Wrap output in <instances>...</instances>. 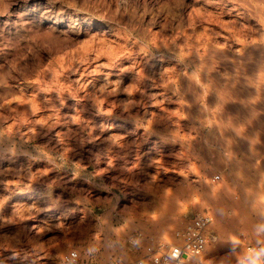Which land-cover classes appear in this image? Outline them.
I'll list each match as a JSON object with an SVG mask.
<instances>
[{
    "label": "rangeland",
    "instance_id": "obj_1",
    "mask_svg": "<svg viewBox=\"0 0 264 264\" xmlns=\"http://www.w3.org/2000/svg\"><path fill=\"white\" fill-rule=\"evenodd\" d=\"M191 1L0 0V264H68L71 252L74 264L133 263L150 246L178 243L176 234L203 214L212 218L211 263L264 264V223L242 199V192L255 196V207L264 195V0ZM194 11L199 24L185 21ZM54 20L88 37L60 41L47 25ZM206 33L224 57L209 82L212 101L196 97L188 111L179 96L158 95L154 86L178 72L188 78L194 67L184 71L156 42L185 44ZM113 68L112 77L100 76ZM112 119L124 124L123 140L110 130Z\"/></svg>",
    "mask_w": 264,
    "mask_h": 264
},
{
    "label": "bare ground",
    "instance_id": "obj_2",
    "mask_svg": "<svg viewBox=\"0 0 264 264\" xmlns=\"http://www.w3.org/2000/svg\"><path fill=\"white\" fill-rule=\"evenodd\" d=\"M193 1V2H192ZM191 2L194 4V3H196V2H198V1H200V0H192ZM210 1V0H209ZM220 1V0H219ZM219 1H217L218 3H219ZM185 2V1H184ZM187 2V1H186ZM190 2V1H189ZM208 2V1H207ZM206 3V2H205ZM204 3V4H205ZM217 3V4H218ZM184 4H186V3H184ZM188 4V3H187ZM207 4V3H206ZM205 4V5H206ZM211 4V3H210ZM2 5V4H1ZM189 5V4H188ZM208 5H209V3H208ZM215 5V4H214ZM237 5V4H236ZM204 6V5H203ZM213 6V5H212ZM235 6V5H234ZM234 6H232V8L234 7ZM249 6V5H248ZM1 7V6H0ZM199 7V6H198ZM211 7V6H210ZM250 7V6H249ZM200 8V7H199ZM203 8V7H202ZM215 8V7H214ZM220 8V7H219ZM229 8H231V7H229ZM236 8V6L234 7V9ZM238 8V7H237ZM217 9V8H216ZM224 9V8H223ZM222 9V10H223ZM183 10V9H182ZM201 10V9H200ZM206 11L208 10V9H205ZM221 10V9H220ZM220 10H219V14H222V13H220ZM204 11V10H203ZM211 11V10H210ZM226 11H228V10H226ZM235 11H236V9H235ZM238 11V10H237ZM243 11V10H242ZM118 12V11H117ZM215 12V11H214ZM222 12H224V11H222ZM228 12H231V10L230 11H228ZM246 12V11H245ZM244 11L242 12V13H245ZM205 13V12H204ZM211 13V12H210ZM210 13H209V15H210ZM217 13V14H218ZM226 13V12H225ZM238 13L239 12H237V15H238ZM242 13H241V16H243L242 15ZM41 14V13H40ZM121 14V13H120ZM232 14V13H231ZM236 14V13H235ZM235 14H233V18H234V15ZM38 15V14H37ZM47 15V14H46ZM223 15H225V14H223ZM230 15V14H229ZM40 16V15H39ZM212 16V15H211ZM211 16H209V17H211ZM219 16H221V15H219ZM149 17V16H148ZM181 17V16H180ZM204 17H206V16H204ZM209 17H206L207 19H205V20H208V22L209 21H212L211 19L209 20L208 18ZM238 17V16H237ZM40 18V17H39ZM43 18V17H42ZM54 18H56V17H54ZM166 18V17H165ZM176 18V17H175ZM185 18V17H184ZM239 18H241V17H239ZM238 18V19H239ZM243 18H246V17H243ZM65 19V18H64ZM150 19V18H149ZM167 19H169V18H167ZM180 19V18H179ZM213 19V18H212ZM242 19V18H241ZM240 19V20H241ZM43 20H44V18H43ZM147 20V19H146ZM201 20H203V16L198 12V11H194V12H192V13H190V14H188V16L186 17V19H185V21L187 22V23H190V24H193L194 22H196V21H198V24H199V21H201ZM236 20V19H235ZM150 21V20H149ZM95 22H97V21H95ZM99 22V21H98ZM146 22V21H145ZM160 22V21H159ZM164 22V21H163ZM167 22V21H166ZM173 22V21H172ZM204 22V21H203ZM240 22V21H239ZM239 22H236V23H238L239 24ZM247 22V21H246ZM46 23V22H45ZM122 23V22H121ZM168 23V22H167ZM200 23H202V22H200ZM211 23V22H210ZM242 22H240V24H241ZM98 24V23H97ZM159 24V23H158ZM172 24V23H171ZM203 24V23H202ZM209 24V23H208ZM239 24V25H240ZM244 24H246V23H244ZM256 24V23H255ZM48 26H49V29H50V32H51V34L52 35H54L56 38H58L60 41H63V42H67V43H69L70 45H73V44H78V43H81V40H82V38H84V37H86L87 35H88V31L85 29V30H73L72 29V27L71 26H64V25H62V21H57V20H54V21H51V22H49V24H47ZM161 25V24H160ZM167 25V24H166ZM249 25H251V24H249ZM99 26V25H98ZM121 26V25H120ZM204 26V25H203ZM203 26H201L202 28H203ZM242 26H243V24H242ZM245 26V25H244ZM80 27V26H79ZM83 27V26H82ZM93 27V26H92ZM102 27V26H101ZM255 27H256V25H255ZM259 27V26H258ZM77 28V27H76ZM187 28H188V25H187ZM97 29V28H96ZM137 29V28H136ZM186 29V28H185ZM261 29V28H260ZM260 29H259V31H260ZM119 31V30H118ZM117 31V32H118ZM258 31V30H257ZM107 32V31H106ZM113 32V31H112ZM116 32V31H115ZM206 32H207V30H206ZM261 32H263V31H261ZM122 33V32H121ZM191 33V32H190ZM195 33V32H194ZM117 34V33H116ZM203 34H204V32H203ZM207 34V33H206ZM259 34V33H258ZM46 35V34H45ZM132 35V34H131ZM208 36H206V35H204V36H206V37H204V38H198L197 39V37H196V39L195 38H193L191 35H189L188 37H187V42L185 43V44H182V43H173V44H166V43H164V41L166 40H162V41H158V42H156V45L159 47V49L160 50H162L164 53H169V52H171L172 54H174V55H177L182 61H183V63L186 65V66H188V68L186 67V70H184V71H187V69H189V68H191V67H194V68H192V69H189L190 71H189V76L190 77H188L187 78V76H186V74L187 73H176L175 75H173V76H170V77H172L171 79H169L167 82H165V81H162V79L160 80V76H159V78H157V79H159L160 81H162V82H158L159 83V87L157 88V86L155 87L154 86V90L156 91V92H161V93H158V95H163V91H170L173 95H177V96H179V99L178 100H180V106L182 107V108H184V107H186V108H188V111H189V109H193V107H195L196 106V97H200L201 99H202V102H207V103H210L212 100H211V91H210V85H209V82L210 81H214L215 82V80H214V78L216 77V75L218 74L217 72H218V70H216V67H215V64L219 61H222L221 60V58H223L224 57V55L221 53V52H218V50H216V48L213 46V41H212V43L210 42V39L211 38H209V37H211V36H209V34H207ZM260 35H261V33H260ZM121 36H123V35H121ZM196 36H198V35H196ZM88 37V36H87ZM111 37H113V36H111ZM123 38H124V36H123ZM155 38V37H154ZM154 38H152L153 39V41H154ZM253 37H251V39H252ZM114 39V38H113ZM159 39V38H158ZM161 39V38H160ZM254 39H255V37H254ZM264 39V38H263ZM119 40V39H118ZM125 40V39H124ZM155 40H156V38H155ZM178 40V39H177ZM101 40H99L98 42H100ZM180 41H181V39H180ZM175 42V41H174ZM179 42V41H178ZM169 43V42H168ZM68 44V45H69ZM116 44H118L117 42H116ZM129 44V43H128ZM131 44V43H130ZM144 44V43H143ZM142 44V45H143ZM258 44V43H257ZM69 45V46H70ZM57 46V45H56ZM102 46V45H101ZM106 46H107V43H106ZM117 46V45H116ZM256 46V45H255ZM55 47V46H54ZM78 47V46H77ZM80 47H82V45H80ZM90 47V46H89ZM97 47V49H99L98 47H100V46H96ZM115 47V46H114ZM118 47V46H117ZM117 47H115V48H117ZM149 47V46H148ZM153 47V46H152ZM251 47H253V46H251ZM257 47V46H256ZM76 48V47H75ZM91 49H92V47H90ZM107 49H108V47H106ZM111 49H112V47H110ZM109 48V49H110ZM59 49V48H58ZM97 49H96V51H97ZM103 49V48H102ZM101 49V50H102ZM241 49H242V47H241ZM251 49V48H250ZM249 49V50H250ZM264 49V48H263ZM92 50H94V48L92 49ZM100 50V49H99ZM98 50V51H99ZM113 50V49H112ZM115 50V49H114ZM248 50V49H247ZM254 49H252V51H253ZM258 50V49H257ZM91 51V50H90ZM89 51V52H90ZM95 51V50H94ZM93 51V52H94ZM262 51H264V50H262ZM88 52V53H89ZM92 52V51H91ZM91 52H90V54H91ZM92 52V53H93ZM113 52V51H112ZM148 52H149V50H148ZM238 52H239V50H238ZM248 52V51H247ZM256 52V51H255ZM259 52H261V50L259 51ZM86 53V52H85ZM100 53V52H99ZM107 53H109V52H106V54ZM156 53H158V52H156ZM236 53V52H235ZM257 53V52H256ZM72 54V53H71ZM87 54V53H86ZM86 54H84V55H86ZM95 54V53H94ZM101 54V53H100ZM104 54V53H103ZM102 54V55H103ZM106 54L104 55V56H106ZM111 53H109V54H107V55H110ZM115 54H117V53H115ZM121 54H123V53H121ZM134 54V53H133ZM227 54H229V53H227ZM66 55H67V53H66ZM73 55V54H72ZM71 55V56H72ZM88 55V54H87ZM112 55H114V54H112ZM118 55V54H117ZM136 55V54H135ZM244 56L246 55V53H244L243 54ZM242 55V56H243ZM92 56H93V54H92ZM170 56V55H169ZM241 56V58H244V56L242 57ZM107 57V56H106ZM105 57V58H106ZM113 57V56H112ZM129 57H132V56H129ZM137 57H138V55H137ZM141 57H142V55L140 56V59H141ZM167 57V56H166ZM228 57V56H227ZM75 58V57H74ZM81 58V57H80ZM145 58V57H144ZM150 58V57H149ZM168 58V57H167ZM173 58V57H172ZM115 59H117L118 60V58L115 56ZM114 58H113V60H115ZM126 59V58H125ZM124 59V60H125ZM135 59H137V58H135ZM135 59H134V61H135ZM165 59V58H164ZM163 59V60H164ZM176 59V58H175ZM238 59V58H237ZM84 60H86V59H84ZM120 60V59H119ZM174 60V59H173ZM217 60V61H216ZM76 61V60H75ZM116 61V60H115ZM128 61V60H127ZM145 60H143L142 62H144ZM107 62V61H106ZM120 62H121V60H120ZM130 62V61H129ZM139 62H141V61H139ZM123 63V62H122ZM178 63V62H177ZM62 64V63H61ZM102 63H100V64H98L97 63V65H101ZM107 64H109V66H111L110 64L111 63H107ZM116 64V63H115ZM150 64V63H149ZM153 64V63H152ZM173 64H175V63H173ZM103 65H105V64H103ZM117 65V64H116ZM159 65V64H158ZM102 66V65H101ZM120 66V65H119ZM140 66H142V64L140 65ZM166 66H168L167 64H166ZM175 66V65H174ZM174 66H172L171 68L172 69H175V68H177V66H175V68H174ZM105 66H103V68H104ZM112 67H117V66H112ZM161 67V66H160ZM159 67V68H160ZM170 67V66H169ZM66 68H67V66H66ZM109 68H111V67H109ZM142 68H143V66H142ZM141 68V69H142ZM146 68H147V66H146ZM149 68V67H148ZM166 68V67H165ZM164 68V69H165ZM115 69L116 68H113V69H110L109 70V72L107 73L106 71H108V69L106 70V71H104V72H100V76H104L105 78H106V76L107 77H109L110 75H112L111 73L112 72H114L115 71ZM120 69V68H119ZM140 69V68H139ZM140 69V70H141ZM153 69H155V67L153 68ZM166 69H168V68H166ZM140 70H138V72H140ZM150 70H151V68H150ZM170 70V69H169ZM179 70V69H178ZM96 71H98V68H97V70ZM119 71V70H118ZM148 71V70H147ZM173 71V70H172ZM171 71V72H172ZM177 71V70H176ZM137 72V73H138ZM157 72V71H156ZM158 72H160V71H158ZM156 73V74H159V73ZM141 74H142V77L143 78H146V77H148V74H147V72H145L144 70H142V72H140ZM140 73H138V74H140ZM162 73V72H161ZM168 73V72H167ZM51 74V73H50ZM99 74V73H98ZM134 74V73H133ZM140 74V75H141ZM152 74H155V72H153ZM173 74H174V72H173ZM109 75V76H108ZM161 75V74H160ZM166 75H168V74H166ZM171 75H172V73H171ZM133 76V75H132ZM137 76V75H136ZM157 76V75H156ZM99 77V76H98ZM110 77H112V76H110ZM163 77V76H162ZM1 78H4L3 76H1ZM53 78V77H52ZM103 78V77H102ZM101 78V79H102ZM136 78H138V77H136ZM154 78H155V75H154ZM167 78V77H166ZM55 79V78H54ZM101 79H100V81H101ZM108 79V78H107ZM132 80V78L130 77L128 80ZM138 79H140V78H138ZM156 79V78H155ZM164 79V78H163ZM43 80V79H42ZM99 80V79H98ZM134 80V79H133ZM141 80V79H140ZM166 80V79H165ZM50 81V80H49ZM8 82V81H7ZM34 82V81H33ZM110 82V81H109ZM134 82V81H133ZM138 81L136 80V82H135V84H138L137 83ZM9 83V82H8ZM46 83V82H45ZM100 83H102V82H100ZM113 82H110L109 84L111 85ZM150 83V82H149ZM153 83V82H152ZM229 83V82H228ZM47 84V83H46ZM52 84V83H51ZM50 84V85H51ZM129 84H131V83H129ZM132 84H134V83H132ZM140 84V83H139ZM151 84V83H150ZM155 84V83H154ZM153 84V85H154ZM152 85V84H151ZM18 86V85H17ZM38 86V85H37ZM36 86V87H37ZM52 87H53V85H51ZM109 86V85H108ZM147 86H148V84H147ZM41 86H39V88H40ZM54 87H56L57 88V86L56 85H54ZM152 87V86H151ZM162 88V89H159V88ZM19 88V87H18ZM35 88V87H34ZM42 90H44L43 88H41ZM58 89V88H57ZM147 89V88H146ZM228 89V88H227ZM51 91L53 90V88L52 89H50ZM44 91H46V90H44ZM54 91V90H53ZM60 91V90H59ZM150 91V90H149ZM153 91V90H152ZM154 91V92H155ZM216 91H217V89H216ZM225 91V90H224ZM49 92V91H48ZM55 92V91H54ZM58 92V91H57ZM166 92V93H167ZM7 93H8V91H7ZM36 93V92H35ZM47 93V92H46ZM45 93V94H46ZM56 93V92H55ZM63 93V92H62ZM61 93V94H62ZM65 93V92H64ZM67 94V93H66ZM147 94V93H146ZM53 95H54V93H53ZM72 96H73V94H71ZM34 96V95H33ZM32 96V97H33ZM50 96V95H49ZM55 96V95H54ZM69 96H70V94H69ZM78 96V95H77ZM82 96H84V98L86 97L85 95H82ZM176 96V97H177ZM51 97V96H50ZM66 97V96H65ZM152 97V96H151ZM156 97V96H155ZM166 97V96H165ZM168 97V96H167ZM166 97V98H167ZM170 97V96H169ZM225 97V96H224ZM37 98V97H36ZM40 98V97H39ZM45 98V97H44ZM54 98V97H53ZM58 98V97H57ZM56 98V99H57ZM60 98V97H59ZM79 98H83V97H78V99ZM163 98V97H162ZM173 98V97H172ZM171 98V99H172ZM35 99V98H34ZM46 99H48V98H46ZM155 99V98H154ZM157 99V98H156ZM163 99H165V98H163ZM167 99H169V98H167ZM174 99V98H173ZM177 99V98H176ZM220 99V98H219ZM33 100V99H32ZM39 100V99H38ZM43 100H45V99H43ZM175 100V99H174ZM174 100H172V103L174 104ZM47 101V100H46ZM48 101H50L49 99H48ZM53 101V100H52ZM56 101V100H55ZM54 101V103H56ZM59 101V99L57 100V102ZM61 102H62V100H60ZM29 102V101H28ZM31 102V101H30ZM33 102V101H32ZM32 102H31V105H33L34 104V102H33V104H32ZM38 102H40V101H38ZM45 102V101H44ZM68 102V101H67ZM71 102V101H70ZM77 102V101H76ZM84 101H82V103H83ZM151 102V101H150ZM176 102V101H175ZM36 103V102H35ZM41 103V102H40ZM43 103V102H42ZM48 103V102H47ZM54 103H52V102H50V104L52 105V104H54ZM37 104H39V103H37ZM63 104V103H62ZM67 104H70V103H66V104H64L65 106L64 107H67ZM72 104V103H71ZM74 104V106L73 107H75V102L73 103ZM148 104V103H147ZM27 105H29V104H27ZM34 105H36V104H34ZM43 105L45 106V104L43 103ZM42 105V106H43ZM9 106V105H8ZM36 106H38V105H36ZM39 106H41V105H39ZM38 106V107H39ZM49 104H48V107L46 106V109L47 108H49ZM81 106V105H80ZM84 106V105H83ZM86 106H88V105H86ZM32 107V106H31ZM58 107V106H57ZM71 107V110H72V106H70ZM85 107V106H84ZM199 107V110L201 111V110H203V109H205V103L203 104H200V106H198ZM35 108V107H34ZM37 108V107H36ZM44 108V107H43ZM68 108H69V106H68ZM81 108H83L82 106L80 107V109ZM86 108V107H85ZM97 108V107H96ZM119 108V107H118ZM11 109V108H10ZM38 109V108H37ZM37 109H34V110H36L37 111ZM51 109V108H50ZM49 109V110H50ZM80 109H78V110H80ZM84 109V108H83ZM83 109H81V111H83ZM41 110V109H40ZM39 110V111H40ZM70 110V109H69ZM70 110V112H72ZM77 110V112H81V111H78ZM86 110V109H85ZM10 111H12V110H10ZM15 111V110H14ZM43 111H45V110H43ZM43 111H41V112H43ZM58 111V110H57ZM57 111H55V112H57ZM63 111V110H62ZM74 111H76V110H73V112ZM53 112V111H52ZM54 112V113H55ZM60 112V111H59ZM68 113H69V111H67ZM72 112V113H73ZM99 112V111H98ZM191 112V111H190ZM36 113V112H35ZM15 114V113H14ZM13 114V115H14ZM39 114V113H38ZM42 114V113H41ZM45 114V113H44ZM51 114V113H50ZM53 114V113H52ZM52 114L50 115L51 116V118H52ZM58 114V113H57ZM74 114V113H73ZM67 115V117H69V116H72V117H74V115ZM76 114V113H75ZM82 114H83V112H82ZM13 115H12V117H13ZM35 115V114H34ZM49 115V114H48ZM60 115V114H59ZM58 115V116H59ZM63 115H65V114H63ZM78 115H80V114H78ZM203 115V114H202ZM50 116L48 117V119L50 118ZM55 116H56V114H55ZM76 116H77V114L75 115V119H76ZM84 116H85V114H84ZM4 117V116H3ZM7 117V116H6ZM35 117V116H34ZM54 117V116H53ZM57 117V116H56ZM60 117H62L61 115H60ZM71 117V118H72ZM8 118V117H7ZM38 118V117H37ZM42 118L44 119L45 117H43V115H42ZM40 119H41V117H40ZM53 119V118H52ZM65 119V118H64ZM69 119V118H68ZM80 119V118H79ZM15 120H17V119H15ZM39 120V119H38ZM71 120V119H70ZM85 120V119H84ZM113 121L110 123L111 124V131L113 130L115 133H116V137H120V139H122V138H125L126 137V133L128 134V132H126V130H125V126H124V124L123 125H119V124H117L116 123V121L114 120V119H112ZM20 121V120H19ZM47 121V120H46ZM46 121H44V126H45V122ZM50 121V120H49ZM56 121V122H55ZM54 122L55 123H57V119L55 120ZM77 121H79V120H77ZM38 122V121H37ZM72 122H74V121H72ZM121 122V121H120ZM119 122V123H120ZM27 123V122H26ZM39 123H41V124H43V122H42V120H41V122H38L37 124H39ZM47 123V122H46ZM50 123H52V122H50ZM49 123V124H50ZM59 123H60V119H59ZM58 123V124H59ZM79 123V122H78ZM126 123V122H125ZM3 124V123H2ZM31 124V123H30ZM33 124V123H32ZM31 124V125H32ZM40 124V125H41ZM48 124V125H49ZM53 124V125H52ZM52 124H50L51 125V127H53L54 126V128H55V125L56 124H54V123H52ZM49 125V126H50ZM65 125V124H64ZM67 125V124H66ZM76 125V124H75ZM82 125H85L84 123L82 124ZM29 126V125H28ZM36 126V125H35ZM38 126V125H37ZM36 126V127H37ZM43 126V127H44ZM79 126V125H78ZM77 126V127H78ZM94 126V125H93ZM16 127V126H15ZM33 127V126H32ZM35 127V128H36ZM46 127V129L48 128L47 126H45ZM50 127V128H51ZM58 127V126H57ZM65 126H63V128H64ZM70 127V126H69ZM77 127H75L76 129H77ZM50 128H48V130H50ZM14 129V128H13ZM24 129V128H23ZM75 129V130H76ZM81 129V128H80ZM79 129V130H80ZM140 129V128H139ZM16 130V129H15ZM25 130V129H24ZM30 130V129H29ZM36 130H37V128H36ZM41 130V129H40ZM58 130V129H57ZM67 130V129H66ZM78 130V129H77ZM85 130H86V128H85ZM131 131L133 130V129H130ZM129 130V131H130ZM18 131V130H17ZM16 131V132H17ZM60 131V130H59ZM62 131V130H61ZM60 131V132H61ZM68 131H69V133L71 132L70 130H69V128H68ZM73 131V130H72ZM140 131V130H139ZM33 132V131H32ZM46 132V131H45ZM57 132V131H56ZM75 132H78V131H75ZM82 132V131H81ZM133 132L135 133V131L133 130ZM137 132V131H136ZM8 133V132H7ZM53 133V132H52ZM58 133V132H57ZM57 133H56V136H57ZM67 133V132H66ZM65 133V134H66ZM138 133V132H137ZM20 134V133H19ZM47 134V133H46ZM63 134V133H62ZM72 134V133H71ZM9 135V134H8ZM7 135V136H8ZM52 135V134H51ZM67 135V134H66ZM83 135V134H82ZM82 135H81V137H82ZM130 135V134H129ZM129 135H127V136H129ZM137 135V134H136ZM1 136V135H0ZM6 136V135H5ZM60 136V135H59ZM61 136H63V135H61ZM65 136V135H64ZM2 137H3V135H2ZM33 137V136H32ZM31 137V138H32ZM66 137V136H65ZM60 138V137H59ZM134 138H136V137H134ZM49 139V138H48ZM56 139H58V138H56ZM55 139V140H56ZM63 139V138H62ZM245 139V138H244ZM244 139H242V141L244 140ZM123 140V139H122ZM246 140V139H245ZM244 140V141H245ZM61 141V140H60ZM59 141V142H60ZM133 141V140H132ZM132 141H130L131 143H132ZM56 142H58L57 140H56ZM58 142V143H59ZM123 142V141H122ZM246 142H247V140H246ZM48 143V142H47ZM52 143V142H51ZM54 143V142H53ZM126 142L124 141V144H125ZM129 143V142H128ZM204 143H205V145H206V152L207 153H209V150H208V148H209V145H210V140H209V137H208V135H206L205 136V139H204ZM248 143V142H247ZM246 143V144H247ZM45 144V143H44ZM85 144V143H84ZM133 144V143H132ZM125 145H127V144H125ZM129 145V144H128ZM57 146V145H56ZM110 146V145H109ZM19 147V146H18ZM63 147V146H62ZM107 147V146H106ZM126 147V146H125ZM0 148H1V138H0ZM3 148H4V146H3ZM68 148V147H67ZM117 148H119V147H117ZM127 148V147H126ZM133 147H131V149H132ZM102 149H103V147H102ZM112 149V147L110 148V150ZM4 150V149H3ZM19 150V149H18ZM70 150V149H69ZM119 150V149H118ZM85 151V150H84ZM120 151V150H119ZM118 151V152H119ZM125 152H126V150H124ZM10 152V151H9ZM47 152V151H46ZM99 152V151H98ZM124 152V153H125ZM179 152V151H178ZM14 153V152H13ZM73 153V152H72ZM114 153V152H113ZM121 154V153H120ZM114 155V154H113ZM115 156V155H114ZM2 157V156H1ZM116 157V156H115ZM8 158V157H7ZM11 159V158H10ZM3 160H4V158H3ZM7 160V159H6ZM5 160V161H6ZM227 175L230 177V180L232 181V182H236V178H235V176H233V174H232V172L231 171H229L228 173H227ZM255 187H257V188H255L256 190H258V191H260L261 192V188H260V186H255ZM255 198V199H254ZM242 199L244 200V203L245 204H248V207L250 206V209L252 210V212L256 215V217H257V219H259V220H261L262 221V224L264 223V219L260 216V212H261V208H262V206L264 205V195L263 194H261V196H260V205H258V206H253V205H251V202H252V200L254 201V200H256V197L254 196L253 198H251L250 196H248V195H246L244 192H242ZM35 205V204H34ZM251 212V211H250ZM51 215H50V213H47V214H45L41 219H40V221L41 220H44V219H46V218H48V217H50ZM170 232H172V228L171 227H169V228H167V230H166V232H165V234H167V233H170ZM176 232V231H175ZM164 233V232H163ZM177 235V234H176ZM168 242H170V241H168ZM161 243H163V242H161ZM166 245V244H165ZM210 258V257H209ZM195 262V261H194Z\"/></svg>",
    "mask_w": 264,
    "mask_h": 264
},
{
    "label": "built area",
    "instance_id": "obj_3",
    "mask_svg": "<svg viewBox=\"0 0 264 264\" xmlns=\"http://www.w3.org/2000/svg\"><path fill=\"white\" fill-rule=\"evenodd\" d=\"M211 225L212 218L209 215H198L188 221L178 232V243L150 246L133 263L127 264H228L211 263L205 256ZM197 259V262H192ZM64 260L68 264H74L78 260V255L76 252H71L65 256Z\"/></svg>",
    "mask_w": 264,
    "mask_h": 264
}]
</instances>
